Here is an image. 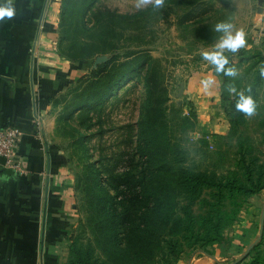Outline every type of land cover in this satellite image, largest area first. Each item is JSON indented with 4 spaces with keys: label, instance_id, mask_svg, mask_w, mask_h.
Masks as SVG:
<instances>
[{
    "label": "rangeland",
    "instance_id": "1",
    "mask_svg": "<svg viewBox=\"0 0 264 264\" xmlns=\"http://www.w3.org/2000/svg\"><path fill=\"white\" fill-rule=\"evenodd\" d=\"M138 3L139 0H93L85 16L89 30L83 31L82 21L75 18L81 30H74V42L68 39L61 48L66 52L74 44L72 52L81 58L74 60L63 56L71 62L83 63L85 68L84 73L56 100L60 107L56 121L57 137L83 177L84 197L76 234L81 233L85 243L94 240L96 224L102 220L98 216L101 206L93 200L96 192H91L87 185L86 172L99 171L103 178H107L114 171L115 175L123 174L124 179L128 175L139 177L147 174L142 152L137 148L143 141L140 133L145 122L147 84L154 87L156 103L163 105L162 120L166 122V130L161 136L170 144L164 151L168 155L166 166L175 164L171 168L176 169L183 165L229 176L231 170L238 171L242 165L237 154L238 137L244 141L247 152H253L252 143L256 155L250 157L259 155V163H264V75L260 73L264 65L258 63L252 67L258 58L241 62L245 56L264 52V36L256 37L257 29L264 24V17L258 11L264 4L263 0H164L160 9H154L151 4L137 7ZM107 10L121 15L110 24L103 22L94 28V14ZM225 21H230L236 30L245 33L242 48L236 53L225 51L238 71L235 79L241 81L242 86L255 84L257 93L255 114L233 123L219 99L205 104L206 97L210 95H203L211 88L219 91V97L222 93V78L215 73L214 65L202 59L201 52L214 50L222 35L216 33L214 27ZM106 29L112 32L107 33ZM108 60L117 65L124 64L117 89L97 100H94V95L83 97L94 79L92 68ZM209 76L216 83L205 90L202 80ZM185 118L194 122L192 127L188 128L190 122ZM174 145L180 148V154L174 155ZM157 159L160 165L162 158L158 156ZM240 170L243 174V169ZM162 171L159 180L170 173L166 167ZM111 181V194L115 193V188H129L115 176ZM132 189L139 193L141 187L137 184ZM211 194V190H205L200 199L191 204L197 218L195 234L187 238L181 257L175 260L172 256L160 254L157 264L185 262L200 254L193 252V247L208 249L222 258L224 249L233 246L237 229L244 230L245 236L259 231L255 226L250 231L248 221L251 215L258 220L261 218L259 207L264 201V189L249 197ZM88 197L92 198L93 206L89 205ZM188 198L185 191L178 190L169 197L173 200L171 207L190 204ZM213 223L219 225L218 229L229 242H208L210 235L219 236L212 229ZM168 232L164 228L161 230L163 235H169ZM190 244L192 247H188ZM94 246L102 254L101 246L97 243ZM123 264H127L126 261Z\"/></svg>",
    "mask_w": 264,
    "mask_h": 264
},
{
    "label": "crops",
    "instance_id": "2",
    "mask_svg": "<svg viewBox=\"0 0 264 264\" xmlns=\"http://www.w3.org/2000/svg\"><path fill=\"white\" fill-rule=\"evenodd\" d=\"M12 4L14 16L0 22V127L13 125L21 132L18 157L27 173L0 169V264H68L83 194L78 170L56 134V100L85 68L59 51L62 0ZM258 11L264 17V4ZM203 95H210L205 104L220 100L212 88ZM248 222L250 231L253 226L259 231L245 236L237 229L233 246L224 249L222 258L201 253L180 264H249L261 218L251 215Z\"/></svg>",
    "mask_w": 264,
    "mask_h": 264
},
{
    "label": "trees",
    "instance_id": "3",
    "mask_svg": "<svg viewBox=\"0 0 264 264\" xmlns=\"http://www.w3.org/2000/svg\"><path fill=\"white\" fill-rule=\"evenodd\" d=\"M92 1L62 0L59 50L61 54L71 59L78 60L81 58V56L72 52L74 44L66 52L64 49L61 51V48L68 39L74 42V38H72L74 30H81L79 28L80 24L74 20L75 18L82 21L83 31L89 30L85 16ZM120 15L118 12H111L110 10L105 13L94 14L95 24L93 27L96 28L103 22L110 24ZM105 32L112 31L106 29ZM251 58H258L253 62L252 67L258 63L264 65V52L245 56L241 62L243 63V61ZM123 65H117L111 60L97 64L91 70L94 79L91 80L89 88L84 91L83 97L87 98L89 95H94V100H97L111 91L114 92L117 89V83L121 80L120 74L123 71ZM233 65V62L229 60L226 67H233ZM260 73H262L261 70ZM217 75L223 80L220 101L225 105L230 121L232 123L241 122V120H244L245 114L236 110L238 97L235 94L230 95L227 88L229 85H234L237 91L250 89V92H246V94H250L255 101L257 95L256 85L242 86L241 81L237 79L226 77L223 73ZM146 86L148 94L145 122H143V129L140 133L143 141L137 148L142 152L141 158L145 162L147 174H140L139 177L138 175H128V178L124 179L123 174L115 175L114 171L107 178H103L102 172L99 171L86 172L87 185L90 186L91 192H96L93 195V200L101 206L98 216L102 220L96 224L97 229L94 232V240L85 243L82 234H76L70 243L68 264H123L125 261L127 264H157L156 260L160 254L164 257L172 256L175 260H178L186 248L187 238L189 239L195 234V221L197 218L191 204L200 199L205 190H211V196H216V194L224 196L227 193L228 196L234 198L236 195L249 197L264 189V163H259V155L254 158L250 157V155H256L254 154L255 147L251 143L253 152H247L244 149V141L241 137H238L237 154L240 155L239 158L242 162L240 168L243 169V174H241L240 168L238 171L231 170L229 176H219L216 172L196 170L183 165L178 166L176 169L171 168L175 164L166 166L168 155L164 151L170 144L161 136L166 130V122L162 120L163 105L156 103L154 87L149 84ZM239 119L241 120L239 121ZM65 120H67L66 117ZM185 121L190 122L188 128L194 124L189 118H185ZM262 128H264V124ZM173 149L174 155L181 153L177 145H174ZM158 156L163 161L160 165L158 164ZM164 167L169 168L170 173L159 180L158 177L163 173L162 169ZM114 176L119 178L123 184L126 183L129 188L124 190L118 187L115 188V193L111 194V190H113L111 180L114 179ZM82 178V174L78 171V186L84 194L83 185L81 184ZM137 184L141 187L139 193L132 189ZM178 190H183L188 194L190 204L172 208L173 200H169V197L176 194ZM215 190L217 192H214ZM88 200L91 202H88L89 205L93 206L92 198L89 199L88 197ZM172 221H174L173 226ZM210 222L212 224V220ZM212 227L219 236L210 235L207 239L208 242L226 241L223 232L218 229L219 225L213 223ZM163 228L169 230V235L161 233ZM223 229L224 227H221V230ZM186 233H190V235L185 236ZM95 243L101 246L102 254L95 249ZM188 247H192V245L190 244ZM193 252L214 255L205 248L197 249L193 247ZM248 255L251 257L249 264H264V236L251 248ZM219 263L230 264L222 261H219Z\"/></svg>",
    "mask_w": 264,
    "mask_h": 264
},
{
    "label": "clouds",
    "instance_id": "4",
    "mask_svg": "<svg viewBox=\"0 0 264 264\" xmlns=\"http://www.w3.org/2000/svg\"><path fill=\"white\" fill-rule=\"evenodd\" d=\"M151 4L154 9H160L164 6V0H139L137 7H143ZM15 14V8L12 0H0V22L5 18L11 19ZM214 31L221 33L218 42L212 51H202L201 57L204 61L215 66V73H223L224 76L235 79L238 76V71L234 67H226L229 64V57L225 55V51L236 53L240 48L245 45V33L243 30H236L233 23L230 21L219 22L215 25ZM264 75V70H262ZM216 83L212 76L202 80V85L205 90H208ZM227 92L235 94L238 99L236 102V110L245 114L246 117H251L255 114L256 104L253 97L246 92L248 90L237 91L234 85H229Z\"/></svg>",
    "mask_w": 264,
    "mask_h": 264
},
{
    "label": "built area",
    "instance_id": "5",
    "mask_svg": "<svg viewBox=\"0 0 264 264\" xmlns=\"http://www.w3.org/2000/svg\"><path fill=\"white\" fill-rule=\"evenodd\" d=\"M45 17V16H44ZM44 17L42 20H44ZM264 36V24L257 29V39ZM36 45V44H35ZM33 61L36 59L37 49H30ZM37 86L35 87V89ZM37 93V90H35ZM21 140V132L13 125L0 127V169L5 167L14 173L23 175L27 170L23 166L21 159L18 157V148Z\"/></svg>",
    "mask_w": 264,
    "mask_h": 264
},
{
    "label": "water",
    "instance_id": "6",
    "mask_svg": "<svg viewBox=\"0 0 264 264\" xmlns=\"http://www.w3.org/2000/svg\"><path fill=\"white\" fill-rule=\"evenodd\" d=\"M97 63V62H96ZM263 231H264V205H263V210H262V215H261V222H260V233H259V237L256 239V241L250 246L249 251L251 250V248L258 242L260 241L262 235H263Z\"/></svg>",
    "mask_w": 264,
    "mask_h": 264
}]
</instances>
